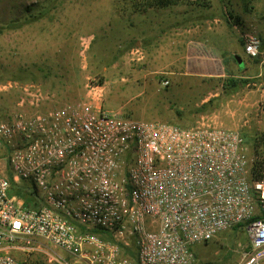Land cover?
Wrapping results in <instances>:
<instances>
[{
  "label": "built area",
  "instance_id": "1",
  "mask_svg": "<svg viewBox=\"0 0 264 264\" xmlns=\"http://www.w3.org/2000/svg\"><path fill=\"white\" fill-rule=\"evenodd\" d=\"M242 41L259 53L256 34ZM14 86L17 107L0 118V264H194L195 244L240 224L249 245L237 264H264V177L237 129L208 115L189 126L125 116L96 92L42 109L51 91ZM7 170L33 184L38 207L10 193Z\"/></svg>",
  "mask_w": 264,
  "mask_h": 264
},
{
  "label": "rangeland",
  "instance_id": "2",
  "mask_svg": "<svg viewBox=\"0 0 264 264\" xmlns=\"http://www.w3.org/2000/svg\"><path fill=\"white\" fill-rule=\"evenodd\" d=\"M35 1L48 3L49 0H0V22L13 18L25 4ZM132 1L142 3L144 0ZM54 5L55 9H50L49 13L54 14L52 19L44 17L0 34V114H8L17 107L20 91L14 83L38 82L46 88L43 85L46 69L57 66L61 58L67 57L72 64L77 65L74 71L67 73L76 96L64 102L87 101L96 92L100 96L99 103L107 110L133 118L167 121L181 126H189L200 116L208 115L223 126L237 129L244 139L249 137L248 147L252 151V136L264 133V72L254 76L250 75V69L245 77L249 79L248 85L240 88L238 93L223 97L215 107L205 112L191 113V104L199 106L220 92V87L207 77L200 81L199 75H193L187 82L183 77L173 78L172 82L169 80L168 86L163 87L160 81L169 73L161 69V62L152 61L153 58L150 54L146 55L143 47L140 48L143 54L140 51L125 54L120 59V65L110 67V59H118V55L116 58L113 56L119 49L114 45L116 41L102 45L105 41L104 26L124 17L130 20L129 16L145 15L146 18L152 13L150 7L145 10L142 6L140 9L133 8L131 0H55ZM260 15L264 18L263 12ZM135 26L131 31L133 37L137 41L139 38L143 46L148 45L146 39L151 33L150 24ZM145 26L148 28L145 29ZM91 31L96 37L86 50ZM116 35L122 39L127 36V32ZM136 47L133 45L131 48ZM221 53L224 65H229L230 56L224 49ZM103 65L107 66L106 70L102 69ZM219 70L222 73L221 64ZM8 83L12 86L6 85ZM159 84L164 88L163 91H167V97L162 94V89H159L160 92L154 91ZM244 96L249 98L248 114L231 115L227 112L233 104L237 106L236 100ZM55 99L53 96L42 109L64 103ZM176 110L181 114L178 115ZM157 115L167 119H157ZM171 116L175 119H170ZM248 245L249 238L244 226L235 225L207 241L195 244L194 264H237L240 252L244 248L248 249Z\"/></svg>",
  "mask_w": 264,
  "mask_h": 264
},
{
  "label": "crops",
  "instance_id": "3",
  "mask_svg": "<svg viewBox=\"0 0 264 264\" xmlns=\"http://www.w3.org/2000/svg\"><path fill=\"white\" fill-rule=\"evenodd\" d=\"M172 1L165 7H150L152 13L146 18L145 15L129 16L130 20L124 17L116 23L111 21L106 23L103 34L105 41L102 45L116 41L114 45L118 49L125 46V39H120V35L116 34L120 32L126 34L127 32L132 35V29L139 26L134 27L131 23H149L151 31L147 39L142 38V40H148V45L143 46L138 38L135 49L129 48L122 54L116 52L117 54L114 56L118 55L119 57L110 59V61L112 60L110 67L120 65V59L125 54L133 51H140L143 54V50L140 49L143 47L146 55L150 54L153 58L152 61L163 64L161 69L168 71L169 75L165 78L170 82L173 78L177 79L178 77H183L187 82L193 75H199L198 79L202 81L203 77L223 78L231 75L245 78L250 69V75L254 76H260L264 72V25L262 23L264 18L260 15V12L264 14V0L261 2H255V0ZM146 28L148 27L145 26ZM244 32H252L260 39L257 60L243 50L242 34ZM95 37L91 31L86 50L92 46ZM223 49L230 56L229 65H224V59L221 56ZM141 57L143 56L141 55ZM59 63L57 66L46 69L43 85L52 91L56 101L57 99L59 102L71 101L75 99L76 95L73 93V83L67 73L74 71L77 65L72 64L67 57L61 58ZM220 64L222 73L219 72ZM102 69L106 70L107 66L103 65ZM144 82L148 83V80ZM159 89H162V94L167 97V91H163L164 88H161L160 84L156 90L154 88V91L158 92ZM236 103L237 106L233 104L231 108L227 109V112L231 115L249 113V98L247 96L236 100ZM156 118L167 119L161 115H157ZM169 118L175 119L173 116Z\"/></svg>",
  "mask_w": 264,
  "mask_h": 264
},
{
  "label": "trees",
  "instance_id": "4",
  "mask_svg": "<svg viewBox=\"0 0 264 264\" xmlns=\"http://www.w3.org/2000/svg\"><path fill=\"white\" fill-rule=\"evenodd\" d=\"M55 0H49L48 3L44 2H32L29 4H25L21 12L19 14H14L13 18H9L8 20L0 22V34L5 30H16L21 28L23 25L31 23L33 21L42 19L47 17L48 19H52L54 14H49L50 9H55L54 5ZM172 0H144L142 3H136L131 0V6L133 8L140 9V6L145 10L146 8L152 6L165 7L168 4L172 3ZM140 4V5H139ZM142 9V11H144ZM134 26L133 23H131ZM125 39V46L118 50V53L122 54L125 50L131 48L133 45H136V39L130 33H127ZM114 58L117 57L113 56ZM253 58H258V54L255 56H251ZM206 80V79H205ZM208 80L213 81L214 85L220 87V92L217 96L211 97L205 102H202L199 106H192L191 113H202L208 110L210 107H215L218 104L219 100L223 97H228L235 92H237L240 88L245 86L249 79L243 77L236 76H226L224 78L221 77H209ZM264 80V75H263ZM177 114L180 115L181 112L176 110ZM4 114H0V118H2ZM243 137V135L241 134ZM245 136V135H244ZM246 137V136H245ZM249 138V137H248ZM244 139L245 143L249 146V139ZM252 146V154L255 156L254 161L251 166V173L253 178H263L264 177V133L262 135L252 136L251 140ZM7 147H4L2 153L5 154L7 151ZM0 154V156L2 155ZM7 175L10 181V193L17 194L22 197L26 206L29 207H38L40 205V197L38 192L36 191L33 184L26 180H18L15 181L12 178V173L7 170ZM241 225V224H240ZM97 231L98 230H94ZM126 254L134 261L135 260V252L132 246H127L125 248ZM23 263L25 264H44L42 259L39 256H32L31 258H23Z\"/></svg>",
  "mask_w": 264,
  "mask_h": 264
}]
</instances>
